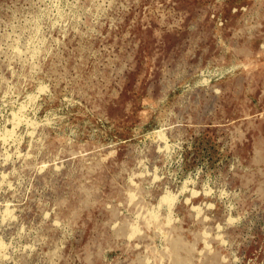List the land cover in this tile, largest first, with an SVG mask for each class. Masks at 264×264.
I'll return each instance as SVG.
<instances>
[{"label":"rangeland","instance_id":"obj_1","mask_svg":"<svg viewBox=\"0 0 264 264\" xmlns=\"http://www.w3.org/2000/svg\"><path fill=\"white\" fill-rule=\"evenodd\" d=\"M263 47L264 0H0V264H264Z\"/></svg>","mask_w":264,"mask_h":264},{"label":"bare ground","instance_id":"obj_2","mask_svg":"<svg viewBox=\"0 0 264 264\" xmlns=\"http://www.w3.org/2000/svg\"><path fill=\"white\" fill-rule=\"evenodd\" d=\"M235 11V10H234ZM221 23V22H220ZM262 47V46H261ZM264 48V47H263ZM207 82V81H206ZM41 89V88H40ZM257 103V102H256ZM20 115V114H19ZM16 119V118H15ZM17 120V119H16ZM23 121V120H22ZM18 124H20L19 122H18ZM160 132V131H159ZM8 133V132H7ZM163 134V133H162ZM7 135V134H6ZM164 136V135H163ZM5 137V136H4ZM11 138V137H10ZM4 139V138H3ZM9 139V138H8ZM6 140V139H5ZM178 141V140H177ZM171 142V141H170ZM190 142V141H189ZM155 143H157V142H155ZM187 143V142H186ZM173 144V143H172ZM184 144V143H183ZM189 146V145H188ZM169 147V146H168ZM176 148V147H175ZM179 148V147H178ZM180 149V148H179ZM186 149V148H185ZM188 150V149H187ZM255 150V149H254ZM166 151V150H165ZM221 151V150H220ZM165 153V152H164ZM185 155V154H184ZM174 156V155H173ZM257 156V155H256ZM175 158H176V156H175ZM254 158V157H253ZM236 159V158H235ZM163 160V159H162ZM181 161V160H180ZM171 163V162H170ZM182 165H184V164H182ZM167 166V165H166ZM172 166V165H171ZM235 166V165H234ZM234 166H233V168H234ZM156 167V166H155ZM258 167V166H257ZM154 169V168H153ZM172 169V168H171ZM203 169V168H202ZM259 169V168H258ZM160 170V169H159ZM170 170V169H169ZM261 170V169H260ZM136 171V170H135ZM230 171V170H229ZM143 172V171H142ZM160 172V171H159ZM193 172V171H192ZM259 172V171H258ZM261 172V171H260ZM154 173V172H153ZM233 173V172H232ZM149 174V173H148ZM133 175H135V174H133ZM142 176H143V174H142ZM164 176V175H163ZM137 177H138V175H137ZM151 177V176H150ZM128 178V177H127ZM183 178H185V177H183ZM202 180V179H201ZM205 180H206V177H205ZM215 180V179H214ZM131 181V180H130ZM148 181V180H147ZM155 181H156V179H155ZM186 182V181H185ZM127 183V182H126ZM132 183V182H131ZM150 183V182H149ZM174 183V182H173ZM194 183V182H193ZM217 183V182H216ZM130 184V183H129ZM135 184V183H134ZM155 184V183H154ZM202 184V183H201ZM204 184V183H203ZM219 184V183H218ZM221 184V183H220ZM252 185V184H251ZM146 186V185H145ZM221 186V185H220ZM226 186V185H225ZM167 187V186H166ZM178 187V186H177ZM180 187V186H179ZM183 187V186H182ZM204 188V187H203ZM211 188V187H210ZM222 188V187H221ZM179 189V188H178ZM188 189V188H187ZM209 189V188H208ZM190 190V189H189ZM211 190V189H210ZM224 190V189H223ZM238 190V189H237ZM165 191V190H164ZM217 191V190H216ZM215 191V192H216ZM233 191H235V190H233ZM168 192H169V190H168ZM191 192V191H190ZM211 192H212V190H211ZM210 192V193H211ZM223 192V191H222ZM140 193V192H139ZM230 193V192H229ZM234 193V192H233ZM245 193V192H244ZM173 194V193H172ZM181 194V193H180ZM185 194V193H184ZM219 194V193H218ZM235 194V193H234ZM252 194V193H251ZM186 195V194H185ZM193 195V194H192ZM197 196V194H194V196ZM198 195H199V193H198ZM128 196V195H127ZM183 196V195H182ZM193 196V197H194ZM205 196H207V195H205ZM237 196H239V194L237 195ZM131 197V196H130ZM184 197V196H183ZM208 197V196H207ZM224 197V196H223ZM226 197V196H225ZM142 198V197H141ZM237 198V197H236ZM223 199V198H222ZM137 200V199H136ZM163 200L165 201H169V202H171L172 204L174 203V200L175 199H173V198H171L170 196H165L164 198H163ZM162 200V201H163ZM179 200V199H178ZM187 200V199H186ZM235 200V199H234ZM181 201V200H180ZM185 201V200H184ZM222 200L220 199V202H221ZM224 201V200H223ZM225 201H227V200H225ZM246 201V200H245ZM179 202V201H178ZM189 202H190V200H189ZM216 202V201H215ZM236 202V201H235ZM161 203V202H160ZM187 203V202H186ZM239 203V202H238ZM256 203V202H255ZM130 204V203H129ZM240 204V203H239ZM200 205V204H199ZM206 205V204H205ZM232 205V204H231ZM242 205V204H241ZM160 206H161V204H160ZM164 206V205H163ZM174 206V205H173ZM173 206H171V207H173ZM204 206V205H203ZM209 206H211V205H209ZM213 206V205H212ZM225 206V205H224ZM255 206V205H254ZM214 207V206H213ZM234 207V206H233ZM238 207V206H237ZM162 208V207H161ZM209 208V207H208ZM212 208V207H211ZM227 208H228V206H227ZM197 209V208H196ZM155 210V209H154ZM201 210V209H200ZM200 210H199V212H200ZM246 210V209H245ZM171 211V210H170ZM172 211H173V209H172ZM242 211V210H241ZM240 212V211H239ZM250 212V211H249ZM171 213H173V212H171ZM204 213V212H203ZM225 213V212H224ZM228 213V212H227ZM179 214V213H178ZM177 214V215H178ZM193 214V213H192ZM145 217H146V219L148 220V221H151V220H153V219H155L156 218V215L153 213V212H151V211H149V209H148V212L146 213V214H143ZM239 215V214H238ZM247 215V214H246ZM171 216V215H170ZM250 216H251V214H250ZM214 217V216H213ZM249 217V216H248ZM183 218V217H182ZM199 218V217H198ZM233 218V217H232ZM232 218H230V219H232ZM184 219V218H183ZM240 219V218H239ZM207 220H208V218H207ZM236 220H238V219H236ZM235 220V221H236ZM147 221V222H148ZM146 222V223H147ZM152 222V221H151ZM233 222V221H232ZM226 223V222H225ZM242 223V222H241ZM245 223V222H244ZM180 224H181V222H180ZM218 224V223H217ZM245 224H247V223H245ZM253 224V223H252ZM251 224V225H252ZM260 224H262V223H260ZM259 224V225H260ZM147 225V224H146ZM216 225V224H215ZM179 226V225H178ZM225 226H226V224H225ZM264 226V225H263ZM161 227V226H160ZM204 227V226H203ZM251 227V226H250ZM131 230H133V229H131ZM220 230V229H219ZM250 230H248V232H249ZM195 233V232H194ZM204 233V232H203ZM218 233V232H217ZM134 234V233H133ZM143 234V233H142ZM207 234V233H206ZM211 236V235H210ZM238 236V235H237ZM244 236V235H243ZM131 237H133V236H131ZM131 237H130V239H131ZM197 237V236H196ZM202 237V236H201ZM207 237H209V236H207ZM216 237H218V236H216ZM128 238V237H127ZM127 238H126V240H127ZM198 238V237H197ZM205 238H206V236H205ZM215 238V237H214ZM245 238H247V237H245ZM210 239V238H209ZM129 241V240H128ZM222 241H223V239H222ZM221 243V242H220ZM223 243H225V242H223ZM228 243V242H227ZM205 246V248L206 247H209V244H208V242L207 241H205V244H204ZM224 248H225V246H224ZM231 250V249H230ZM229 250V251H230ZM232 252V251H231ZM237 252V251H236ZM200 253L202 254L203 252H201L200 251ZM218 254V253H217ZM245 254V253H244ZM200 256V255H199ZM221 256V255H220ZM227 256V255H226ZM208 257V256H207ZM234 257H236V255L234 256ZM182 258V257H181ZM176 260L178 259V258H175ZM234 259H236V258H234ZM217 260V259H216ZM243 260V259H242ZM170 261V260H169ZM215 261V260H214ZM177 262V261H176ZM217 262V261H216ZM232 262V261H231ZM239 262V261H238ZM180 263V262H179ZM211 263V262H210ZM204 264V263H203Z\"/></svg>","mask_w":264,"mask_h":264}]
</instances>
